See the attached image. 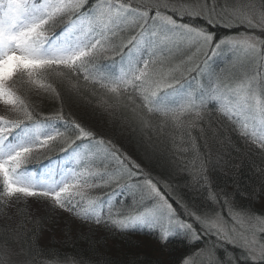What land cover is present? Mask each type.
<instances>
[{"label": "snow or ice", "instance_id": "6c2138e0", "mask_svg": "<svg viewBox=\"0 0 264 264\" xmlns=\"http://www.w3.org/2000/svg\"><path fill=\"white\" fill-rule=\"evenodd\" d=\"M204 12L209 24L219 23V17L228 29L247 26L264 32V0H231L230 5L226 0L219 10L216 0L191 5L169 0H0V108L5 113L0 115V219L6 221L0 228V264H8L10 245L17 242L22 250L28 245L27 264H37L36 256L43 253H33L23 223L16 228L7 223L13 211L21 220L28 216L30 199L116 231L147 230L161 245L181 236L194 248L181 264H195L197 258L221 264L213 258L216 243L195 248L212 236L238 244L248 258L264 264V215L233 208L227 199L222 203L228 206L232 227L219 212L196 215L183 208L178 213L160 181L111 141L65 120L62 112L41 116L30 102L32 95L57 99L61 88L79 92L90 85L92 95L101 93L113 101L110 108L130 107L143 128L164 137L178 155L198 151L193 131L202 134L215 122L213 117L264 154V40L247 33L219 39L215 49L238 55L228 68L211 70L206 54L203 61L197 57L205 46L211 48L214 34L173 18H200ZM117 49L118 68L101 61ZM237 64L243 71L235 70ZM193 72L202 80L186 79ZM58 141L71 149H63V161H49L43 171L29 168L38 153ZM115 196L121 210L113 213ZM31 222L35 234L40 220Z\"/></svg>", "mask_w": 264, "mask_h": 264}, {"label": "trees", "instance_id": "16d2710c", "mask_svg": "<svg viewBox=\"0 0 264 264\" xmlns=\"http://www.w3.org/2000/svg\"><path fill=\"white\" fill-rule=\"evenodd\" d=\"M225 1L216 0L218 10ZM169 2L191 5L198 0H169ZM199 2L203 3V0ZM256 2L259 3V0ZM227 3L230 5L231 0H227ZM166 14L172 13L168 11ZM150 15H154V12H150ZM206 15L207 12H204L200 18L187 15L183 19L175 16L173 18L177 19L178 23L203 27L214 34L215 40L211 48L205 46L204 51L197 57V62H200L205 59L206 54L211 70L224 67L225 62L229 59L233 60L236 56L227 48L216 49L214 54L212 49L219 39L230 34L245 32L256 34L264 40V32L259 29L250 30L247 26L228 29L224 27V20H220L219 17L215 18L219 23L214 21L209 24L205 19ZM60 27L63 25H60L56 31H59ZM120 56L119 49L108 51L101 57V61L118 68ZM236 71L243 69L239 67ZM192 77L198 81L202 80L195 72L186 79ZM81 84L83 85L82 80ZM60 91L61 97L57 99L45 95H32L30 102L35 111L41 116H52L62 112L65 120H75L106 141H111L112 145L139 164L144 173L149 174L154 181H160L163 185L161 191L170 195L178 213H182L183 208L196 215L206 211L212 214L219 212L223 219L228 221V206L222 203L227 199L233 208H250L258 215H264V207L261 204L264 194V154L233 131L225 121L213 117L215 122L211 126H205L202 134L193 131V136L197 138L198 151L181 156L174 153L164 137L143 128L130 107L110 108L109 105H112L113 101L101 93L92 95L90 85L83 87L79 92L67 88H61ZM3 114L5 113L0 108V115ZM57 127L63 131V122L58 121ZM63 149L71 150L67 144L58 141L49 150L38 153L30 162L29 168L43 171L49 161L54 162L55 159H58L56 162L63 161ZM103 191L110 192V189ZM99 194L100 192L93 193V195ZM212 196L216 199L211 200ZM119 199V196L113 197V213L121 210V205L117 202ZM19 206L24 207L23 203ZM27 211L28 216L23 220L13 211V219L7 223L13 228L23 223V231L33 253H40L43 250L42 254L36 256L37 264L41 261L44 264H181L182 259L194 251V248L189 247L181 236L171 239L167 245H161L156 234L147 230L120 232L110 226L106 227L104 223L96 225L84 222L67 212L52 209L44 200L30 199L27 203ZM36 219H39L40 223L33 234L31 221ZM189 222L195 226L194 218ZM5 223V220L0 219V228ZM212 244L207 247L210 248ZM219 244L213 254L221 258V264H229V262L256 264L238 244L221 241ZM197 245L203 246V244ZM197 245L195 248H198ZM10 248L12 255L8 264H27L29 260L27 244L24 250L19 242L10 245ZM196 261L204 264V261L198 258Z\"/></svg>", "mask_w": 264, "mask_h": 264}, {"label": "rangeland", "instance_id": "374dc122", "mask_svg": "<svg viewBox=\"0 0 264 264\" xmlns=\"http://www.w3.org/2000/svg\"><path fill=\"white\" fill-rule=\"evenodd\" d=\"M225 2H226V1H225ZM242 33H245V32H242ZM236 34H237V33L230 34V35H236ZM247 34L250 35V36L258 37L256 34H253V33H247ZM227 36H228V35H227ZM258 38H259V37H258ZM218 41H219V40H218ZM218 41H217V42H218ZM213 49H215V44H214V46H213ZM215 53H216V49H215ZM233 55H238V54H234V53H233ZM235 59H236V56L233 58V60H235ZM233 60H232V59H229L227 62L224 63V67H222V68H228ZM239 67H240L239 64H237L236 69L239 70ZM220 69H221V68L214 69V70L218 72ZM236 69H235V70H236ZM57 160H58V159H55V161H54L53 163H56ZM62 160H63V159H62ZM261 204H262L263 207H264V194H263L262 199H261ZM224 221H225V220H224ZM225 222H226V224H227L228 227H232V226H233V225H232V222H231L230 219H228V221H225ZM212 242H213V243H216V246H220L219 241L216 240V237H215V238L206 237L205 240H204V242H202L201 244H203L202 247L208 248L207 246H210V244H212ZM197 247L200 248L201 246H200V245H197ZM256 254L259 255V250H257V253H256ZM213 258H214V259L217 258L216 254H213ZM198 259L203 260V259H201V258H198ZM220 259H221V258H219V260H220ZM196 264H200V262H199V261H196Z\"/></svg>", "mask_w": 264, "mask_h": 264}]
</instances>
